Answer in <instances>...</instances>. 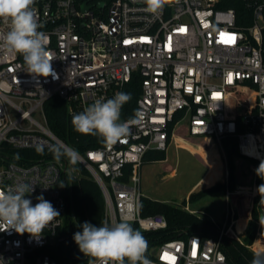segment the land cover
Masks as SVG:
<instances>
[{
    "label": "built area",
    "instance_id": "obj_1",
    "mask_svg": "<svg viewBox=\"0 0 264 264\" xmlns=\"http://www.w3.org/2000/svg\"><path fill=\"white\" fill-rule=\"evenodd\" d=\"M244 1L251 12L245 26L237 23L234 8L221 6L223 0H166L157 16L145 11L143 0H35L39 31L47 36L59 78L33 77L21 55L0 50V190L34 184L26 198L35 205L43 195L60 216L39 239L0 232V264H61L55 249L70 210L62 183L64 173L74 171L70 156L102 189V221L127 219L139 231L168 226L162 213L141 214L142 166L149 150H168L181 121H187L190 135L221 147L224 139L236 137L240 155L258 165L264 160V0ZM8 28L0 21V33ZM134 75L141 79V95L133 117L122 118L121 110L120 122L130 128L122 140L81 154L51 130L45 110L50 98L63 99L77 114L123 92ZM236 88L247 94L233 92ZM5 147H60L68 157L25 163L11 159ZM226 177L222 225L215 222L212 236L193 231L156 243L146 251L152 264H232L223 242L241 216L236 201L243 199L251 211L264 180L255 173L253 185L232 189L228 170ZM89 264L98 261L91 258Z\"/></svg>",
    "mask_w": 264,
    "mask_h": 264
},
{
    "label": "clouds",
    "instance_id": "obj_2",
    "mask_svg": "<svg viewBox=\"0 0 264 264\" xmlns=\"http://www.w3.org/2000/svg\"><path fill=\"white\" fill-rule=\"evenodd\" d=\"M166 0H143L145 11L153 16L159 15ZM35 0H0V21L9 25L7 32L0 33V50L22 56L27 72L33 77L58 75L52 67V55L47 48V36L39 31L33 8ZM132 99L131 93L117 92L114 97L97 99L83 111L73 114L71 123L76 132L83 135L102 137L107 143L115 144L126 137L130 128L120 122L123 106ZM59 158V153L57 154ZM75 164L76 157L70 156ZM258 177L264 180V160L255 169ZM34 191V184L17 183L6 191L0 190V229L14 230L17 234H29L39 239L56 217L60 216L52 203L43 195L32 200L26 198ZM264 205V183L257 187ZM264 221V217L261 218ZM82 231L74 233L73 239L80 252L98 261V264H152L147 258L148 241L143 234L134 229L127 219L120 222L102 221L99 226L85 221L80 225ZM252 264H261L254 258Z\"/></svg>",
    "mask_w": 264,
    "mask_h": 264
},
{
    "label": "trees",
    "instance_id": "obj_3",
    "mask_svg": "<svg viewBox=\"0 0 264 264\" xmlns=\"http://www.w3.org/2000/svg\"><path fill=\"white\" fill-rule=\"evenodd\" d=\"M221 6L236 10L237 23L239 25L245 26L249 23L251 12L247 9L244 0H223ZM123 92L131 93L132 99L123 106L122 118H130L135 115L137 99L141 95L140 77L134 75L131 81L126 84ZM45 110L51 130L77 152L85 154L88 149L104 146L107 143L102 137L83 135L76 132L71 123L73 114L69 112L68 105L63 99L59 97L50 98L46 102ZM223 146L229 161V185L234 189L236 186V172L232 159L236 153H239L237 138L229 137L224 139ZM4 149L10 154L11 159H18L25 163L41 158H56L58 153L61 159L68 157L67 152L60 147H56L53 150L41 148L15 149L13 147H5ZM165 158V150H149L144 156L143 164L147 161L163 160ZM73 166V172H65L63 175L62 183L69 194L70 210L63 229L62 239L57 243L55 255L61 264H89V260L92 257L85 256L80 252L73 236L74 233L82 231L80 225L85 221L99 226L104 215L105 199L100 185L89 169L80 162H76ZM223 188L224 185L219 183L213 188L203 191L209 192L222 190ZM200 193H202V190L192 191L189 195V201L195 200ZM186 206V199L178 204L142 196V215L162 213L168 221L166 229L140 231L148 241L147 249L160 241L175 238L181 234L184 235L185 232L194 231L203 236H212L216 232V223L214 221L187 210ZM257 210V207L254 206L252 210L254 218L248 222L243 235L244 244L233 238H226L223 242V249L232 264H252L254 258H260L261 264H264V257L248 247L249 244L253 243L258 231L256 220L259 219V214ZM134 229L138 230L136 227ZM262 248L264 249V246L258 241L256 249L262 251Z\"/></svg>",
    "mask_w": 264,
    "mask_h": 264
},
{
    "label": "rangeland",
    "instance_id": "obj_4",
    "mask_svg": "<svg viewBox=\"0 0 264 264\" xmlns=\"http://www.w3.org/2000/svg\"><path fill=\"white\" fill-rule=\"evenodd\" d=\"M230 104L232 107L235 104L233 97L230 99ZM187 124V121L183 120L177 126L176 139L166 151L165 159L147 161L143 164L141 181L143 196L178 204L186 199L187 205L195 213L222 225L226 209L224 189L227 170L229 171L227 153L224 147L215 144L211 138L190 135ZM232 161L236 172V185L242 183L253 185L255 169L258 167L257 161L239 153L234 155ZM203 176L205 177L201 181V186L194 188L197 191L202 190V193L197 195L195 200L189 201V193H191L189 191ZM219 183L224 185L222 190L203 191ZM236 203L240 218L243 220L238 219L237 225L229 231L227 238L238 240L234 235L236 232L241 238V241H238L245 243L243 239L245 231L242 234L240 232L245 227L247 217L250 216L249 221L254 218L252 210L256 206L259 214V219L256 220L258 231L253 243L248 247L255 253L259 252L264 255L263 248L262 251L256 249L258 241L264 246V221L261 222V218L264 217V205L256 200L250 211L243 199H237Z\"/></svg>",
    "mask_w": 264,
    "mask_h": 264
},
{
    "label": "crops",
    "instance_id": "obj_5",
    "mask_svg": "<svg viewBox=\"0 0 264 264\" xmlns=\"http://www.w3.org/2000/svg\"><path fill=\"white\" fill-rule=\"evenodd\" d=\"M174 139H176V135H175V138H174ZM182 139H187V138H182ZM171 143H172V142H171ZM209 171H210V170H209ZM205 176H206V175H205ZM205 176H203V177L198 181V183H196V185L193 186V188H192L189 192H192V191L194 190V188H196V186H201V181L203 180V178H204ZM189 194H190V193H189ZM249 218H250V216H248L247 219H246V224H245V227L243 228L244 231L246 230V227H247V224H248ZM261 222H262V221H261Z\"/></svg>",
    "mask_w": 264,
    "mask_h": 264
},
{
    "label": "bare ground",
    "instance_id": "obj_6",
    "mask_svg": "<svg viewBox=\"0 0 264 264\" xmlns=\"http://www.w3.org/2000/svg\"><path fill=\"white\" fill-rule=\"evenodd\" d=\"M232 91L236 93H241V96L247 94V91L245 89L236 88L233 89ZM240 220H243V218H240Z\"/></svg>",
    "mask_w": 264,
    "mask_h": 264
},
{
    "label": "snow or ice",
    "instance_id": "obj_7",
    "mask_svg": "<svg viewBox=\"0 0 264 264\" xmlns=\"http://www.w3.org/2000/svg\"><path fill=\"white\" fill-rule=\"evenodd\" d=\"M231 41H232V38H231V37H228L226 42H231ZM165 257H166L167 259H169L170 261H171V260H174V257H170V256H168L167 253L165 254Z\"/></svg>",
    "mask_w": 264,
    "mask_h": 264
}]
</instances>
